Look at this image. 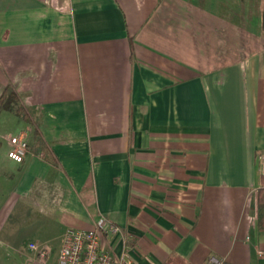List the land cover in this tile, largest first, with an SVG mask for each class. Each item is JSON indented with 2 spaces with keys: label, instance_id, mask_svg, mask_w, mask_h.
Here are the masks:
<instances>
[{
  "label": "crops",
  "instance_id": "1",
  "mask_svg": "<svg viewBox=\"0 0 264 264\" xmlns=\"http://www.w3.org/2000/svg\"><path fill=\"white\" fill-rule=\"evenodd\" d=\"M7 88L0 259L104 216L136 264H264V0H0ZM15 213L37 232L25 248L3 233Z\"/></svg>",
  "mask_w": 264,
  "mask_h": 264
},
{
  "label": "built area",
  "instance_id": "2",
  "mask_svg": "<svg viewBox=\"0 0 264 264\" xmlns=\"http://www.w3.org/2000/svg\"><path fill=\"white\" fill-rule=\"evenodd\" d=\"M8 157L22 163L29 152L24 133L10 137ZM264 174V153L259 156ZM126 244L122 228L100 216L92 228H68L58 246L56 260L52 261L53 247L49 243L31 241L26 245L25 264H136L127 252L118 253L117 245ZM206 264H232L223 258L211 256Z\"/></svg>",
  "mask_w": 264,
  "mask_h": 264
},
{
  "label": "rangeland",
  "instance_id": "3",
  "mask_svg": "<svg viewBox=\"0 0 264 264\" xmlns=\"http://www.w3.org/2000/svg\"><path fill=\"white\" fill-rule=\"evenodd\" d=\"M22 123L24 124V122H22ZM20 129H21V124H19L16 121H12L11 123L8 124L9 132L18 133ZM25 137H26V134H25ZM26 139H27V137H26ZM16 215H17V213H15L13 215V217L9 220L8 224L4 228L3 233L6 234L10 231L15 232L16 236L14 237V245L13 246L16 247V246L20 245L21 247L25 248L24 244L32 236L36 235L37 232H35L34 229H28L25 225L26 219H22V218L20 219V218L16 217ZM32 233H34V235ZM48 240H49V244H51L53 247L52 261H55L56 256L58 254V246H59L58 237L51 231V233L48 236ZM117 244H118L117 241H115V245H117ZM125 245L126 246L129 245L128 241H126ZM117 247H118V245H117ZM127 250H128V248H125L124 252H127ZM26 258H27L26 254L24 255L22 252L20 253V251H17L16 249H12L9 251V253L4 254L3 259H0V264H25Z\"/></svg>",
  "mask_w": 264,
  "mask_h": 264
},
{
  "label": "trees",
  "instance_id": "4",
  "mask_svg": "<svg viewBox=\"0 0 264 264\" xmlns=\"http://www.w3.org/2000/svg\"><path fill=\"white\" fill-rule=\"evenodd\" d=\"M19 99L13 91L8 94V88L5 90L0 98V111L2 109L11 110L14 103H18ZM18 116L22 117L25 121L32 123V118L27 112L24 106L19 105L16 109ZM35 154L42 156L47 161L56 164L57 160L52 157L50 150L46 146L41 134L38 130H35V144L32 147ZM258 226L260 229H264V187L258 190Z\"/></svg>",
  "mask_w": 264,
  "mask_h": 264
}]
</instances>
